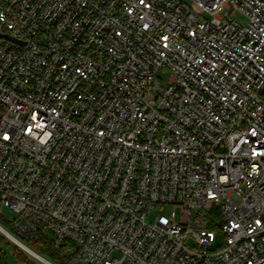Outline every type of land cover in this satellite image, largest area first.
Masks as SVG:
<instances>
[{
	"label": "built area",
	"instance_id": "obj_1",
	"mask_svg": "<svg viewBox=\"0 0 264 264\" xmlns=\"http://www.w3.org/2000/svg\"><path fill=\"white\" fill-rule=\"evenodd\" d=\"M3 206L70 264H264V0H0Z\"/></svg>",
	"mask_w": 264,
	"mask_h": 264
},
{
	"label": "trees",
	"instance_id": "obj_2",
	"mask_svg": "<svg viewBox=\"0 0 264 264\" xmlns=\"http://www.w3.org/2000/svg\"><path fill=\"white\" fill-rule=\"evenodd\" d=\"M0 224L7 229L9 232L14 234L22 242L28 245L31 249L52 260L54 264H70L71 252L69 251H57L53 246L52 236L47 232H39L36 236L31 239H25L18 235L13 224L4 215L0 214ZM12 246L15 257L25 264H35L30 260V254L18 246L8 236L0 231V264H10L9 254L3 248L4 244Z\"/></svg>",
	"mask_w": 264,
	"mask_h": 264
},
{
	"label": "rangeland",
	"instance_id": "obj_3",
	"mask_svg": "<svg viewBox=\"0 0 264 264\" xmlns=\"http://www.w3.org/2000/svg\"><path fill=\"white\" fill-rule=\"evenodd\" d=\"M231 18L236 22L238 23L239 25L241 26H246L247 23H248V18L242 13L240 12L239 10H233L231 12ZM169 76L170 74L169 73H165V74H162V78L164 80V82H168L169 80ZM158 212H163L169 216L172 215V212H176L177 213V220L180 221V218H181V208L179 206H176V205H173V204H170V205H167L165 206L164 208H160V210H158ZM155 214V213H154ZM153 214V215H154ZM2 215H4V217L6 218H11L13 216V213L10 211V209L6 206H3L2 207ZM152 215V217H153ZM151 217V218H152ZM222 239H223V236L221 233L217 232V239H216V242L214 244V248L216 247V245H220L222 243ZM3 248L5 249V251L8 252L9 254V262L10 264H25L21 261H19L14 253H13V248L12 246L8 245V244H4L3 245ZM46 259L52 261L51 259L47 258ZM30 260L32 262H34L35 264H46L38 259H36L35 257H33L32 255H30Z\"/></svg>",
	"mask_w": 264,
	"mask_h": 264
},
{
	"label": "water",
	"instance_id": "obj_4",
	"mask_svg": "<svg viewBox=\"0 0 264 264\" xmlns=\"http://www.w3.org/2000/svg\"><path fill=\"white\" fill-rule=\"evenodd\" d=\"M5 37L6 38H9L8 35H5ZM0 231L3 232L6 236H8L12 241H14L18 246H20L28 254L32 255L33 257H34V254H35L37 256H40V257L44 258L45 260H48L45 257H43L42 255H40L39 253H37L36 251H34L33 249H31L28 245H26L25 243H23L22 241H20L19 239H17L12 233H10L7 229H5L1 224H0ZM48 262L50 264H54L50 260H48Z\"/></svg>",
	"mask_w": 264,
	"mask_h": 264
},
{
	"label": "bare ground",
	"instance_id": "obj_5",
	"mask_svg": "<svg viewBox=\"0 0 264 264\" xmlns=\"http://www.w3.org/2000/svg\"><path fill=\"white\" fill-rule=\"evenodd\" d=\"M34 257H35L36 259H38V260H40V261L46 263V264H47V263L50 264V263L48 262V260H45L44 258H42V257H40V256H37V255L34 254Z\"/></svg>",
	"mask_w": 264,
	"mask_h": 264
},
{
	"label": "snow or ice",
	"instance_id": "obj_6",
	"mask_svg": "<svg viewBox=\"0 0 264 264\" xmlns=\"http://www.w3.org/2000/svg\"><path fill=\"white\" fill-rule=\"evenodd\" d=\"M141 2H143V0H141Z\"/></svg>",
	"mask_w": 264,
	"mask_h": 264
}]
</instances>
